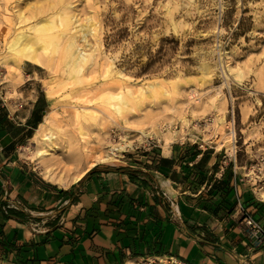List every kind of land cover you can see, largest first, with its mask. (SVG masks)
Instances as JSON below:
<instances>
[{
	"label": "rangeland",
	"instance_id": "obj_1",
	"mask_svg": "<svg viewBox=\"0 0 264 264\" xmlns=\"http://www.w3.org/2000/svg\"><path fill=\"white\" fill-rule=\"evenodd\" d=\"M49 3L0 0V34H7L0 39V101L22 105L26 115L37 99L33 118L57 113L70 130L77 129L72 106L89 104L98 120L81 122L92 135L95 122L105 123L113 144L133 141L115 160L175 132L170 143L195 141L236 156L264 190V0H67L61 10ZM67 14L76 53L93 55L80 72L62 56L67 42L52 50V68L14 62L9 36L16 26L31 35L29 26L50 18L58 31ZM102 88L121 96L122 113L110 108ZM218 113L221 127L213 125ZM36 150L30 139L22 152L42 174Z\"/></svg>",
	"mask_w": 264,
	"mask_h": 264
},
{
	"label": "crops",
	"instance_id": "obj_2",
	"mask_svg": "<svg viewBox=\"0 0 264 264\" xmlns=\"http://www.w3.org/2000/svg\"><path fill=\"white\" fill-rule=\"evenodd\" d=\"M36 103L23 115L0 101V264H264L244 221L264 229V198L236 156L158 141L62 187L22 152Z\"/></svg>",
	"mask_w": 264,
	"mask_h": 264
},
{
	"label": "bare ground",
	"instance_id": "obj_3",
	"mask_svg": "<svg viewBox=\"0 0 264 264\" xmlns=\"http://www.w3.org/2000/svg\"><path fill=\"white\" fill-rule=\"evenodd\" d=\"M66 1L67 0H50V3L46 5L47 8H67ZM60 21L61 30L56 31L55 28L57 25L54 24L52 19H42L38 23L28 27V29L33 32L31 35L16 26L9 36L12 38L9 48L13 49L15 53L13 57L14 62L16 64H22L25 61H29L40 67L52 68L55 60V57L52 55V50L67 42L62 56L67 63L73 61L75 63V68H78L80 72L87 62L92 61L93 55L90 53H83L81 55L80 53L78 54V52L76 53L79 44L76 38L77 35L75 36L72 34L74 33L72 31L74 28L72 22L74 21L73 17L68 16ZM75 32H77V29ZM3 35L4 34H0V39L7 37V34ZM82 36H84V34ZM79 84L82 85V83ZM105 89L106 88H102V92H104L103 99L111 105L110 108L113 107L117 109L118 112L122 113L123 106L121 96L113 93L109 89L103 91ZM139 90L142 95L143 88ZM48 95L51 98L53 97L50 86H48ZM64 104L67 105L66 103ZM80 105L81 106L74 105L72 106V110L70 109L72 121L74 120L77 125L76 130H70L68 121L60 118L59 114L50 112L44 116L43 121H41L35 129L31 138L33 142L37 144L35 161H38L44 178L62 187H68L72 183L79 181L88 170L98 164H109L114 162L115 157L118 156V152L125 151L127 148L131 147L133 143L129 137H123L120 143L113 144L111 142V134L113 133L112 128L109 124L105 123L100 124L95 122V124L99 125L96 129L95 136L92 135L86 128V125L84 126L82 124L81 120L97 121L98 114L89 104ZM103 111L104 110H102V113H104ZM109 112L108 118H111ZM102 116H104V114H102ZM103 119L105 118L103 117ZM149 120L147 122H149ZM224 124V116H220L219 113L218 115L216 114L213 125L221 127ZM139 132L142 136L146 135L145 130L142 128H140ZM176 135L175 132H169L165 137V144L168 145L172 137ZM259 194L264 198V190L260 191ZM173 264H180V262L176 260Z\"/></svg>",
	"mask_w": 264,
	"mask_h": 264
},
{
	"label": "built area",
	"instance_id": "obj_4",
	"mask_svg": "<svg viewBox=\"0 0 264 264\" xmlns=\"http://www.w3.org/2000/svg\"><path fill=\"white\" fill-rule=\"evenodd\" d=\"M258 183V181H257ZM244 221L245 225L249 229L253 239L258 245H263L264 244V229L263 227L248 213H244ZM161 258H138L135 260L132 264H160ZM171 262H175L173 258L166 259ZM158 261V262H157ZM181 264V263H180Z\"/></svg>",
	"mask_w": 264,
	"mask_h": 264
},
{
	"label": "trees",
	"instance_id": "obj_5",
	"mask_svg": "<svg viewBox=\"0 0 264 264\" xmlns=\"http://www.w3.org/2000/svg\"><path fill=\"white\" fill-rule=\"evenodd\" d=\"M38 122L40 121V119L39 120H37Z\"/></svg>",
	"mask_w": 264,
	"mask_h": 264
}]
</instances>
